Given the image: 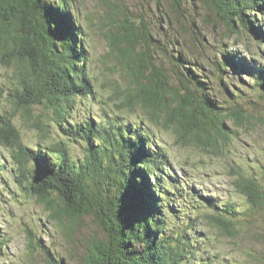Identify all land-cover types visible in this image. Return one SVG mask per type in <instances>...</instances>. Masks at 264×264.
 I'll return each instance as SVG.
<instances>
[{
    "label": "trees",
    "instance_id": "trees-1",
    "mask_svg": "<svg viewBox=\"0 0 264 264\" xmlns=\"http://www.w3.org/2000/svg\"><path fill=\"white\" fill-rule=\"evenodd\" d=\"M167 1L171 16L164 12L155 32L143 16L130 20L121 3L108 4L109 50L99 64L118 65L123 77L121 84L104 76L114 113L70 122L76 107L96 99L99 78L81 23L90 14L77 0H0V64L12 68L15 81L9 96L15 110L42 136L51 138L56 132L63 137L51 144L24 146L12 124L14 112L0 118V144L21 173L27 171L34 196L64 233L86 217L100 230L101 236L87 240L78 264L208 262L192 257L196 218L186 220L181 209L197 210L200 204L189 205L188 188L171 175L168 153L159 148L148 125L171 130L183 148L221 154L235 127L249 125L251 118L239 104L219 105L203 68L180 49L178 37L183 33L200 35L194 21L186 23L187 0ZM203 2L225 41V49L209 59L211 70L225 90L224 77L228 79L232 70L253 78L264 95V31L259 27L264 0ZM34 108H41L40 114L33 115ZM70 142L82 145V159L73 158ZM232 178L233 190L250 208L263 202L264 185L250 168L242 165ZM193 199L200 203L201 197L193 194ZM201 203L211 211L222 210L216 215L204 210L201 218L234 236L238 230L231 204L222 209L215 202ZM179 220L184 225H177ZM34 246L51 259L44 245Z\"/></svg>",
    "mask_w": 264,
    "mask_h": 264
},
{
    "label": "rangeland",
    "instance_id": "rangeland-1",
    "mask_svg": "<svg viewBox=\"0 0 264 264\" xmlns=\"http://www.w3.org/2000/svg\"><path fill=\"white\" fill-rule=\"evenodd\" d=\"M113 2L124 6L130 20L143 16L153 32L163 22L164 12L171 16L167 0H77L82 11L90 14L89 19L83 17L81 23L93 60V72L99 79L95 84L96 99H87L76 107L70 114V122L114 113L109 110L113 109L108 96L110 91L103 80L104 76L110 75L123 84V77L118 65H111L109 61L106 67L99 64V60L109 50L108 4ZM183 8L187 18L185 22L194 21L200 29V35L193 37L183 33L178 37L181 51L203 68L209 77L210 86L214 87L213 93L219 105L222 108H228L230 104L241 105L251 122L246 126L235 127V133L230 136L221 154L198 148H183L175 143L171 130L166 131L153 125H148V128L159 148L168 153L173 178L187 187V191L191 190L189 193L186 191L189 205L200 204L197 210L181 208L186 220L196 218L192 257L197 261L208 260L207 264H264V200L259 206L250 208L245 198L236 194L232 187V176L242 165L250 168L264 185V95L262 90L255 87L253 78L232 70L226 74L228 79L224 77L228 90L223 88L222 81L211 70L209 62L216 51L225 49L220 24L203 0H187ZM259 27L264 31V21H259ZM237 50L245 56L242 46H238ZM255 59L261 61L257 56ZM14 81L12 68L0 64V118L15 112L12 124L19 131L22 144L26 147L33 148L63 140L56 132L51 138L42 136L32 123L27 122L22 112L15 110L9 96ZM40 112L41 108L32 110L33 115ZM69 149L73 158L82 159V145L70 142ZM29 164L27 162V166ZM30 184L27 171L21 173L18 163L10 158L9 151L0 144V264H61L60 260H64V264H78L85 252L87 240L94 235L101 236L100 230L86 217L72 231L64 233L58 222L51 219L45 205L34 196ZM193 194L201 197L200 203L193 199ZM204 200L215 202L222 209H229L228 204H231L238 230L234 236L224 234L201 218L199 214L204 210L205 214L212 215L222 212L218 208L214 211L205 208L201 203ZM184 223L179 220L177 225ZM63 224L68 229L67 224ZM35 243L44 245L51 259L38 247H32Z\"/></svg>",
    "mask_w": 264,
    "mask_h": 264
},
{
    "label": "flooded vegetation",
    "instance_id": "flooded-vegetation-1",
    "mask_svg": "<svg viewBox=\"0 0 264 264\" xmlns=\"http://www.w3.org/2000/svg\"><path fill=\"white\" fill-rule=\"evenodd\" d=\"M51 162L53 161L54 162V160H50Z\"/></svg>",
    "mask_w": 264,
    "mask_h": 264
}]
</instances>
